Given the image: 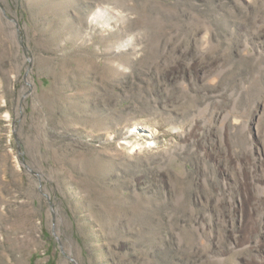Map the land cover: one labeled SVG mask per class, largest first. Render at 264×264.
<instances>
[{"label":"rangeland","instance_id":"obj_1","mask_svg":"<svg viewBox=\"0 0 264 264\" xmlns=\"http://www.w3.org/2000/svg\"><path fill=\"white\" fill-rule=\"evenodd\" d=\"M0 264H264V0H0Z\"/></svg>","mask_w":264,"mask_h":264},{"label":"bare ground","instance_id":"obj_2","mask_svg":"<svg viewBox=\"0 0 264 264\" xmlns=\"http://www.w3.org/2000/svg\"><path fill=\"white\" fill-rule=\"evenodd\" d=\"M139 149H141L140 147H139ZM257 233V232H256Z\"/></svg>","mask_w":264,"mask_h":264}]
</instances>
